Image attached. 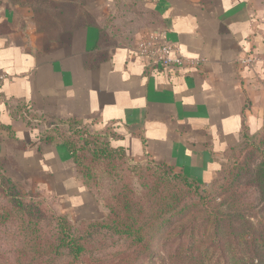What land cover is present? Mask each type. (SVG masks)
Wrapping results in <instances>:
<instances>
[{
    "label": "crops",
    "instance_id": "0c3cea01",
    "mask_svg": "<svg viewBox=\"0 0 264 264\" xmlns=\"http://www.w3.org/2000/svg\"><path fill=\"white\" fill-rule=\"evenodd\" d=\"M117 1L142 11L125 23L131 42L105 25ZM263 17L264 0H0V169L71 209L101 208L59 138L45 139L47 120L73 119L129 157L211 182L264 123V62H242L264 53ZM163 30L186 59L159 71L131 48Z\"/></svg>",
    "mask_w": 264,
    "mask_h": 264
},
{
    "label": "rangeland",
    "instance_id": "374dc122",
    "mask_svg": "<svg viewBox=\"0 0 264 264\" xmlns=\"http://www.w3.org/2000/svg\"><path fill=\"white\" fill-rule=\"evenodd\" d=\"M128 10L118 9L115 14L113 9L109 28L130 37L132 26L123 24L132 21L133 14H126ZM78 127L87 134L108 136L110 133L87 125ZM262 131L264 127L255 133L246 130L241 133L237 142L223 153L221 167L212 182L176 181L179 189L176 195L181 198L178 208L190 205L183 211L163 215L167 221L156 233L152 228L146 230L143 247L131 255L133 264L152 261L165 264L173 259L171 256L179 246L183 250L193 247V251L209 246L214 259L226 261L227 254L220 250L227 240L215 232L217 223L222 232L229 233L232 225L240 228L248 223L259 226L264 222V201L258 186V171L264 164V140H259ZM84 154L79 153L90 158L89 153ZM126 155L113 152L93 161L95 185L91 186L102 202L101 208L94 205L83 211L74 210L29 185L15 181L13 185L0 183V264H125L127 255L135 248L130 247L131 239L113 235L98 223L105 221L109 214L107 205L123 188L130 200L144 206L151 203L154 193L147 199L144 183L152 185L154 180L144 167L150 170L149 167L159 165V162L151 163L148 157L135 159ZM0 174L5 175L2 171ZM85 211L91 212L95 220L81 219ZM226 233L223 235L227 236ZM70 235L81 236L78 242L85 247L76 259L61 244Z\"/></svg>",
    "mask_w": 264,
    "mask_h": 264
},
{
    "label": "trees",
    "instance_id": "16d2710c",
    "mask_svg": "<svg viewBox=\"0 0 264 264\" xmlns=\"http://www.w3.org/2000/svg\"><path fill=\"white\" fill-rule=\"evenodd\" d=\"M73 4V3H72ZM135 4H126L117 1L115 3V14L118 9L123 12L124 9H129L126 14H133L130 16L132 21H140V18L135 15V11L142 12L134 7ZM118 16V15H116ZM142 17V15H140ZM111 16L104 19L105 25L109 34L113 33L116 35L119 31L109 28ZM124 22L123 24H125ZM122 43L133 41L132 36L123 35ZM113 41V39H110ZM133 47V46H132ZM48 135L45 137L47 140H53L56 137L59 138L61 143L66 147V149L71 153L73 163L75 165L79 179L97 198V200L102 204L97 192L93 189L92 178L93 169L95 166L93 161L99 160V157H105L114 153H125L122 146L115 145L112 142L111 137L104 134H87L79 129L78 126L81 124L73 119H60V120H47L46 122ZM264 127V123L262 128ZM259 140H264V132H260ZM79 142H82L79 145ZM81 152L85 154L89 153V157H84L79 155ZM84 154V155H85ZM109 154V155H108ZM126 155V153H125ZM127 156V155H126ZM151 163H158L152 158H149ZM264 163V162H263ZM159 165L149 167L150 170L144 167L145 171H148V175L153 179L152 185L145 181V195L147 199L151 198L152 193L154 197L151 203L147 206L138 204L133 200L129 199L128 193L123 188L112 197L111 203L107 205L109 209V214L105 221L98 223L100 226L106 228L113 235H120L131 239L130 247H135L127 255L125 264H133V258L131 255L136 250H140L143 247L146 238V231L148 228H152L154 233L161 229L167 221V217L163 215L172 214L178 211H183V208H178L179 200L181 199L176 193H179V189L176 188V181L181 180L180 183L189 184L196 180L184 174L183 172L175 171L171 166L164 162H159ZM221 167V166H220ZM2 171V169H0ZM3 172V171H2ZM4 173V172H3ZM259 184L261 193L264 201V164L262 168L258 171ZM6 177V178H5ZM214 180V179H213ZM212 180V181H213ZM211 181V182H212ZM10 183L13 185L9 177L4 174H0V183ZM197 183H201L196 181ZM210 183V182H209ZM95 185V183H93ZM182 195V194H181ZM183 196V195H182ZM108 199V198H107ZM115 200V203L113 201ZM95 219H87V221H93ZM217 234H222V237L226 239L224 248L220 250L221 253L227 254L226 261L221 260L222 258H213V253H211L209 246L198 247L194 249L193 247H188L183 250L180 246L177 247L172 256L173 259H169L165 264H264V222L259 226L253 224H247L240 228H235L231 226L230 232H222L220 225L217 223ZM223 235V234H225ZM231 235V236H230ZM230 236V238H229ZM81 236L74 237L70 235L67 241L62 240L61 244L67 246L70 249L73 258L79 256V254L85 250L84 245L78 242ZM229 238V239H228ZM40 253V251L34 250ZM43 253V252H42ZM175 258V259H174ZM177 258V259H176ZM150 264H158L156 261H152Z\"/></svg>",
    "mask_w": 264,
    "mask_h": 264
},
{
    "label": "built area",
    "instance_id": "2783aa9c",
    "mask_svg": "<svg viewBox=\"0 0 264 264\" xmlns=\"http://www.w3.org/2000/svg\"><path fill=\"white\" fill-rule=\"evenodd\" d=\"M262 22V40L264 42V17ZM133 54L143 61L152 69L159 71L173 69L181 66L186 57L181 53L178 45L172 41L167 31H159L158 33H148L139 38V40L131 48ZM255 61L264 62V53L246 54L242 62L248 66ZM5 79V75L0 73V83Z\"/></svg>",
    "mask_w": 264,
    "mask_h": 264
}]
</instances>
